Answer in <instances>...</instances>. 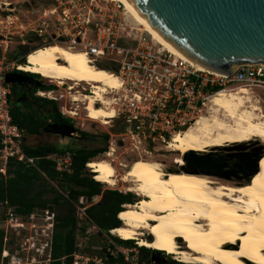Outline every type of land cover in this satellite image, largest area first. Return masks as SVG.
<instances>
[{
	"label": "built area",
	"instance_id": "obj_1",
	"mask_svg": "<svg viewBox=\"0 0 264 264\" xmlns=\"http://www.w3.org/2000/svg\"><path fill=\"white\" fill-rule=\"evenodd\" d=\"M29 1L26 0L25 8L14 5L0 10V175L3 178L7 176L10 161L35 167L37 160L23 150L27 136L12 123L9 113L12 90L6 77L20 71L19 59L12 58L20 47L31 53L36 48L57 45L85 55L96 69L109 68L105 71L115 77L118 86L101 93L104 103L93 94L92 86L79 84L66 87L71 106L67 103L58 106L61 117L70 120L75 130L73 136L80 134L83 126L82 122L80 127L72 124L79 117V103H83L81 99L75 101L74 95L93 97L95 106L112 108L114 117L106 126L116 130L105 134L108 140L102 156L106 158L112 157L117 148H124L127 142L132 152L166 149L176 134L207 113V104L220 91L235 92L242 88L254 101L264 102V97L256 93H264V66H243L230 77L198 69L154 42L141 29L128 27L124 7L115 0H53L50 7L35 9L36 3ZM11 45H16V49L9 52ZM70 87L74 89L69 90ZM37 95L56 102L64 98L54 97L52 91ZM45 159L54 163L56 172L72 173L70 151L47 155ZM99 200L101 195L78 199L75 216L78 227L85 224L87 229L98 231L86 216V209ZM0 208V264H64L65 258L58 261L52 258L56 224L53 212L33 209L21 215L6 202H1ZM108 233L114 237L111 231ZM79 247L76 244L78 250L70 255L71 264H110L107 261L118 256L122 264H155L140 258L139 246L125 247L111 239L105 252L92 257L81 254Z\"/></svg>",
	"mask_w": 264,
	"mask_h": 264
},
{
	"label": "bare ground",
	"instance_id": "obj_2",
	"mask_svg": "<svg viewBox=\"0 0 264 264\" xmlns=\"http://www.w3.org/2000/svg\"><path fill=\"white\" fill-rule=\"evenodd\" d=\"M115 1L124 7L128 27L136 24L154 42L201 69L157 35L127 0ZM19 70L38 74L58 87L67 83L92 86L102 103L101 93L118 86L114 76L94 68L85 55L57 45L29 53ZM83 96L73 97L83 102L85 117L108 125L114 117L112 108L97 107L93 97ZM251 102L242 88L218 92L207 104L205 116L176 134L166 149L181 154L176 163L183 168L182 158L187 153L205 154L254 138L264 143V113L262 107L254 106L255 102L247 106ZM220 113L227 121L220 118ZM257 167L250 183L232 187L213 186L217 183L201 175L165 173L155 161L137 160L126 167L122 177L107 160L87 165L95 182L109 187L118 181L130 184L127 191L139 198L132 205L124 204L117 216L120 226L111 234L123 241H136L141 248L172 255L182 264H264V155ZM144 233L150 242L144 240Z\"/></svg>",
	"mask_w": 264,
	"mask_h": 264
},
{
	"label": "water",
	"instance_id": "obj_3",
	"mask_svg": "<svg viewBox=\"0 0 264 264\" xmlns=\"http://www.w3.org/2000/svg\"><path fill=\"white\" fill-rule=\"evenodd\" d=\"M145 23L174 49L203 70L231 76L243 66H264V0H127ZM20 47L17 58L28 55ZM10 76L6 82L10 83ZM43 132L72 138L68 125L48 124ZM230 150H243L231 147ZM237 156L233 168L227 160ZM257 156L249 164L237 154L225 157L187 153L183 156L186 173L227 180L249 166L248 181L258 172ZM248 164V165H247ZM148 239L151 238L148 236ZM158 254L151 260L160 262Z\"/></svg>",
	"mask_w": 264,
	"mask_h": 264
},
{
	"label": "trees",
	"instance_id": "obj_4",
	"mask_svg": "<svg viewBox=\"0 0 264 264\" xmlns=\"http://www.w3.org/2000/svg\"><path fill=\"white\" fill-rule=\"evenodd\" d=\"M24 64L23 62H18ZM100 69L108 70L104 66ZM16 73V72H15ZM22 74L21 72H18ZM38 77L35 74H27ZM55 89L53 86L35 85L29 92L23 93L26 97H34L37 91H51ZM11 97L19 96L17 86L12 87ZM44 106V110H32L29 104L23 106H11L10 117L12 123L24 131L26 136L43 135V129L51 121L58 125L71 126L70 120L61 117L58 112L57 104L54 101L35 98ZM82 137H90L85 132H80ZM104 145L98 148L87 147H57V146H37L30 147L22 145L23 150L33 158H36L35 167H26L10 161L7 165L6 178L0 175V203L6 202L9 206L15 208L16 213L21 215L29 214L33 209L46 207L53 204L58 207V214L53 235L52 258L54 260L64 259V264H71L70 255L77 251L75 233L80 231L82 234L86 230V225L77 226V222L73 216L74 205L80 197L91 199L93 196L101 195V201L86 209V215L90 221L98 228L99 232L108 234L109 231L120 226L117 218L118 214L123 210V206L132 205L136 202L132 194H121L112 190H101V183L95 182L86 171V164L92 159L106 151L107 135H102ZM65 151L72 153L73 170L71 174L58 173L55 171L54 163L46 160L45 157L51 154H60ZM1 166V163H0ZM56 183L57 189L63 192V195L49 186V183ZM250 183L249 182H246ZM36 184L45 186L44 191H36ZM51 192L54 198L51 201L44 200L43 193ZM125 204V205H124ZM51 210V209H50ZM117 244L125 247H131L132 241H123L113 238ZM2 246V233L0 232V252ZM99 254L105 252L100 250ZM143 254H149V250L139 248ZM141 257V256H140ZM110 264H122L121 256L116 259L110 258ZM53 264H60L54 262Z\"/></svg>",
	"mask_w": 264,
	"mask_h": 264
},
{
	"label": "rangeland",
	"instance_id": "obj_5",
	"mask_svg": "<svg viewBox=\"0 0 264 264\" xmlns=\"http://www.w3.org/2000/svg\"><path fill=\"white\" fill-rule=\"evenodd\" d=\"M3 1V0H0ZM11 1L14 5L19 4V1L17 2V0H9ZM31 2L36 3L35 6H33V8H41V7H50L51 3L53 2V0H32ZM133 24V23H132ZM134 28H139L141 29L139 26H136V24L132 25ZM16 49V45H11L10 46V51H13ZM39 49V48H38ZM37 50L34 49V51ZM33 52V51H32ZM11 54L9 53L8 58H10L11 60ZM22 62V61H21ZM25 73V72H23ZM25 74H30V73H25ZM38 76V74H37ZM10 84H11V89L13 86H17L21 89H23L26 92H29L35 85L41 84L44 86H53L55 89L51 90L53 92V96L54 97H58V96H64V98H61L59 100V102L54 101L57 104V107L59 106V104L62 103H67L68 106H71V101L69 99V96L66 92V87L71 85V83H67L66 85H64L62 88L58 87L57 85H53L50 84L48 81H46L45 79H43L42 77L38 76L35 77L34 82L33 81H29L28 77L22 75V74H18V73H11L10 75ZM80 86H86L85 84H80ZM78 90H80V87H78ZM37 91L34 94V97H27V101L29 106L31 107L32 110H44V106L43 104H41L39 101H37L35 98H41V99H47L49 100L47 97H40ZM43 92V91H41ZM46 92V91H45ZM256 93L261 96L264 97V93L263 92H259L256 91ZM75 96H78L77 94ZM11 102H15L18 103L19 99H13V96L10 98ZM26 99L21 98L20 100L26 101ZM251 103L248 104L247 106H252V103H256V101H254V99H251ZM264 101V99H263ZM254 103V106H258V107H262L261 110L264 113V102H257L256 104ZM19 105V104H18ZM17 105V106H18ZM12 106V105H11ZM16 106V105H13ZM84 106L83 103H79V110H80V114L79 117H77L74 121H73V125L75 124L76 126L80 127L79 124L82 122L83 126L81 127L82 132H85L87 134L90 135L89 138H94L96 141L94 143H88V144H83V143H79V142H74L72 141L70 138H61L59 136L56 135H48V134H43L40 136H27L26 140H25V144L26 146H30V147H37V146H57V147H65V146H71V147H87V148H98L104 145V141H102V135L106 134L108 131L109 132H113L115 131L116 127H114L113 130H110L108 128V126H103L98 122H94L90 119H88L86 116V112L82 109ZM259 113V112H256ZM205 116V115H202ZM220 118L224 119L225 121H227L225 119V117H223L222 113H220ZM241 147L243 148V150L248 149L249 152H251V150H257V156H262L264 155V143L261 142L259 139H252L249 142L243 143V144H239V145H233L230 147H226V148H219V149H213L208 151L209 152H213L216 156H220V157H225L226 155L230 154V150L231 147ZM131 145L130 143H126L124 148H117L115 150V153L113 154L112 157L110 158H106L105 156H102V154H99L97 157H95L94 159H92L90 162H94V161H100V160H107V161H111L112 162V166H114V168L117 170L118 176L122 177L124 175V173L128 170V168L137 160H146V161H155L158 162L161 165V169L165 172V173H178V172H184V170H182L177 163L176 160L181 156L180 153L178 152H170L167 149L158 151V152H151V153H147L144 152L142 150L137 151H131ZM205 153V154H207ZM260 158V159H261ZM259 159V160H260ZM259 162V161H258ZM128 167V168H126ZM226 169V168H225ZM86 172L89 174H92L91 171H89V169L86 167ZM186 173V172H185ZM204 176V175H201ZM207 178H209L210 180H212L213 182L217 183L214 184L213 186H217V185H225V186H232V187H237L240 185H244L246 184V182L241 183L239 185L234 184L233 182H227L224 179H220V178H216V177H211V176H205ZM253 177V176H252ZM93 179V177H92ZM94 180V179H93ZM252 180V178H251ZM250 180V182H251ZM249 182V181H248ZM49 183V182H48ZM49 186L54 188L58 194L63 195V192L59 191L57 189V184L56 183H49ZM130 186V184L127 183H123L121 181H118L117 185L114 187H109L106 184H101V190L105 191V190H112V191H117L123 195L125 194H132L135 197V200L137 202V200H139V198L132 192H128L127 189ZM36 191H44L43 189H45L44 185H41L39 187V184H36L35 187ZM44 200H48L51 201L54 198V194L51 192H44L43 193V197ZM101 200H99L100 202ZM77 204V203H76ZM74 205V211H73V216L75 218L76 216V210H77V205ZM37 211L42 212L43 210L47 209L51 212H53L55 214V217L57 218V214H58V207L56 205L53 204H48L46 207H39V208H35ZM51 209V210H50ZM0 211L1 208H0ZM87 216V215H86ZM87 229V227H86ZM85 232V231H84ZM144 240H146L147 235L146 233H144ZM113 238H117L112 237L109 233L105 234L103 232H99V231H95L94 229H87V233H81L80 231L75 233V239H76V244L79 247L80 253L89 257H92L94 255H99V252H101L100 250L103 249H107L108 248V239H111V241H114ZM118 240H120L119 238H117ZM136 241H132L131 247H137V245H135ZM141 248V247H140ZM145 248V247H142ZM181 248H185V245L182 246ZM146 250H149V253H161V252H157L154 251L152 249L149 248H145ZM150 254H143L141 251H139V256H141V259H145V260H151ZM161 257L164 258L166 261L165 262H158L155 264H182L180 262H178L174 256H168L166 254H164L163 252L161 253Z\"/></svg>",
	"mask_w": 264,
	"mask_h": 264
},
{
	"label": "flooded vegetation",
	"instance_id": "obj_6",
	"mask_svg": "<svg viewBox=\"0 0 264 264\" xmlns=\"http://www.w3.org/2000/svg\"><path fill=\"white\" fill-rule=\"evenodd\" d=\"M4 1V2H3ZM3 1H0V10H3L5 11L6 9H10L11 7L14 6V4L9 1V0H3ZM19 1V4L16 3V5H18L19 7H22V8H25L26 5L28 4L26 2V0H17V2ZM31 3V0L29 1ZM4 4V5H3ZM18 51L12 55V58H16L17 60L19 59V62H23L24 61V64L26 63V60H22V58H17L16 55H17ZM27 57L26 55H24V58ZM19 64V63H18ZM24 64H19V65H24ZM18 72H21L22 75L28 77V80L31 82L35 80V77L33 76H30V75H27L25 73H23L22 71H16V73ZM19 74V73H18ZM31 74V73H30ZM17 90L22 93L21 95L19 96H14L13 99H19V102L18 103H15L14 101L11 102V99H10V104L13 106V105H18L19 106H23L24 104H27L28 101H27V97L23 94V93H27L26 91H24L23 89L17 87ZM21 98H24L26 99V101H23V100H20ZM49 124H55L51 121L48 122ZM43 134H46V133H43ZM48 135H53V134H48ZM57 136V135H56ZM72 141L74 142H79V143H83V144H90V143H94L96 140L94 138H89V137H82L80 134H76L74 135L72 138H70ZM230 154H237L239 159H242L241 162H248V164L257 157V150H251V152H249L248 149L246 150H233V151H230ZM237 160V156L233 157V158H230L227 160L226 164H227V167L226 169H232L233 168V164L236 162ZM247 164V165H248ZM240 172H237L236 176H232L230 177L229 179H227L226 181L227 182H233L234 184L236 185H239L241 183H244V182H248V177H249V166H243L242 168H240ZM148 237V236H147ZM147 242H150V240L148 238H146ZM150 254V253H149ZM158 254V258L160 261L162 262H165L166 260L164 258L161 257V253H151L150 256H153V255H156Z\"/></svg>",
	"mask_w": 264,
	"mask_h": 264
},
{
	"label": "clouds",
	"instance_id": "obj_7",
	"mask_svg": "<svg viewBox=\"0 0 264 264\" xmlns=\"http://www.w3.org/2000/svg\"><path fill=\"white\" fill-rule=\"evenodd\" d=\"M134 242V241H133ZM162 253V252H161Z\"/></svg>",
	"mask_w": 264,
	"mask_h": 264
}]
</instances>
